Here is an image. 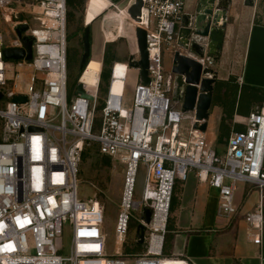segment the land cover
I'll return each mask as SVG.
<instances>
[{
  "label": "built area",
  "instance_id": "built-area-1",
  "mask_svg": "<svg viewBox=\"0 0 264 264\" xmlns=\"http://www.w3.org/2000/svg\"><path fill=\"white\" fill-rule=\"evenodd\" d=\"M108 1L104 14L109 18L112 9L129 17L127 11L135 2L129 0L119 10L114 0ZM142 3L149 20L145 30L149 82L139 81L127 99L125 83L131 69L124 64L126 72L120 77L113 63L98 126L101 68L96 83H80V74L76 88L68 86L65 0H0V22L8 24L5 31L10 37L4 41L0 32V264H191L164 252L174 187L190 173L199 184L218 191L216 217L223 221L238 214L239 184L258 192L256 208L245 214L244 221L249 242L262 247L264 103L247 116L245 129L231 133L224 151L217 153L206 133L193 129L195 113H183L180 93L174 95L177 78L163 69V49L177 50L185 0ZM23 14L38 25L20 20ZM141 21L134 30L143 25V17ZM22 25L28 29L18 36ZM25 38L32 41L31 60H5L4 50H25ZM133 39L137 53L135 35ZM106 43L104 38V48ZM199 45L207 50L206 44ZM198 62L210 68L212 59ZM113 80L123 81L120 94L112 93ZM77 85L91 99L78 94ZM18 96L25 102H14ZM184 121L190 123L187 131L182 128ZM90 143L123 167L114 227L116 250L110 255L103 231L104 208L95 198L82 200L78 195L80 164ZM140 171L144 181L137 197ZM145 211L150 213L148 224ZM140 225L142 245L136 238ZM65 226L70 246L63 256L55 242L62 239ZM130 229H134L132 253L123 254ZM133 247L143 250L135 253Z\"/></svg>",
  "mask_w": 264,
  "mask_h": 264
},
{
  "label": "crops",
  "instance_id": "crops-1",
  "mask_svg": "<svg viewBox=\"0 0 264 264\" xmlns=\"http://www.w3.org/2000/svg\"><path fill=\"white\" fill-rule=\"evenodd\" d=\"M197 1L185 0V14L193 13ZM253 2V7H246L244 0L230 1L222 49L210 65L216 77L205 133L217 153L223 151L229 136L220 138L219 131L228 130L223 124H235L243 114L239 113L234 95L240 89L254 91L260 97L258 105L264 103V0ZM93 24L95 21L90 25L85 23V26ZM103 50L104 46L100 60ZM173 53L163 49L166 72L171 71ZM132 71L128 84L131 94L139 82L138 72ZM182 128L187 131L190 123L184 121ZM176 184L173 191L175 204L170 211V221L173 219L174 222L172 226L168 223L165 237V246L168 236H172L173 241L170 248L165 250L164 246L167 256L182 257L191 264H264V235L261 248L253 245L247 237L248 227L244 221L245 214L253 212L258 203L259 194L255 189L243 184L237 186L238 214L228 222L216 217V189L199 184L192 173L185 182ZM262 204L264 212V198ZM176 239H181L183 250L175 249Z\"/></svg>",
  "mask_w": 264,
  "mask_h": 264
},
{
  "label": "rangeland",
  "instance_id": "rangeland-1",
  "mask_svg": "<svg viewBox=\"0 0 264 264\" xmlns=\"http://www.w3.org/2000/svg\"><path fill=\"white\" fill-rule=\"evenodd\" d=\"M68 1V4H67ZM129 0H114L115 6L119 10L125 7ZM114 9L110 10L111 12ZM101 0H65V25H66V74L68 80V86L70 88H76V80L81 72L80 59L82 55V41L81 37L85 27V23L90 25V56L89 61L86 63V69L84 70L81 81L82 83L88 82L93 76L97 75V72L91 73V69L97 70L101 68V81L97 94V108L98 113L96 117L97 125L100 122V109L104 103L108 84L110 81L111 66L113 63L126 64L128 57L134 55L135 59L138 58V54L135 52L134 27L135 25L129 20L113 17L116 14L114 10L113 15L109 18L107 14H104ZM110 15V14H109ZM20 20L26 19L32 25L36 27L38 22L30 19L23 14L20 16ZM105 22V24H103ZM8 24L0 22V32L3 34L4 41L10 39L6 34ZM120 28V29H119ZM111 32L113 35V42L106 43L104 48V55L106 58V64L100 61L101 50L104 43L105 33ZM163 69H165L164 56L162 55ZM88 69V70H87ZM87 71V72H86ZM132 70H129L126 80V98L131 97L130 89L128 87L129 79ZM102 75H105L102 78ZM228 97L227 91H225ZM75 95V93L73 92ZM226 96V95H225ZM224 96V97H225ZM235 102L239 113H243L239 116V119L235 124L225 123L224 127H228L225 132L219 131L220 138H225L228 134L239 132L245 129L247 116L262 105H258L259 96L254 91H247L246 89H240L235 94ZM226 99V97H225ZM263 104V103H262ZM248 113V115L246 114ZM99 126V125H98ZM226 127V128H227ZM98 129V127H97ZM224 151V149H223ZM222 151V152H223ZM221 152V153H222ZM122 174L123 167L118 162L107 159L98 152V146L95 143H90L85 147L82 161L80 164L79 183H78V195L82 200H88L95 198L96 201L104 208L103 219V231L106 235V253L112 254L116 250L114 244V227L116 216L118 213V204L120 197V190L122 186ZM144 181V173L140 171L137 177L136 184V196L138 197L142 191ZM180 183L176 184L178 187ZM176 190V189H175ZM176 193V192H175ZM171 222V223H170ZM174 220L169 216V224L173 225ZM170 226V227H171ZM134 229H130L125 243L121 248L123 254L132 253L130 247L134 243ZM172 236L167 237L165 250L171 247ZM56 246L61 249V254L66 256L68 254L70 246V232L68 226L64 228V235L62 239L55 242ZM134 249V247H133ZM175 249L183 250L181 239H176ZM143 249L133 250V252H141ZM83 264H94L91 262H84ZM97 264V263H95Z\"/></svg>",
  "mask_w": 264,
  "mask_h": 264
},
{
  "label": "water",
  "instance_id": "water-1",
  "mask_svg": "<svg viewBox=\"0 0 264 264\" xmlns=\"http://www.w3.org/2000/svg\"><path fill=\"white\" fill-rule=\"evenodd\" d=\"M231 0H198L193 13L185 14L182 18L181 26L177 33V50L173 53L171 73L177 78V89L174 95H178L183 113L194 112L195 123L193 129L205 132L209 118V110L212 105L213 84L215 73L209 67L203 68L198 60H205L206 57H214L221 51L224 39V29L226 22V11ZM253 0H244V6L253 7ZM142 0H135L128 9L129 18L140 24L143 17V25L134 30L136 40V50L138 58L129 56L127 60L128 68L135 70L139 74V81L142 85L149 82L147 76L148 52L146 45V29L148 28V16L142 11ZM28 27L22 25L17 29L18 36L27 31ZM82 55L80 59V69L83 70L90 56V27L85 26L81 37ZM200 44H206L207 50ZM25 50H4L3 56L7 61H19L32 58V41L30 38L23 39ZM77 93L82 97L91 99L82 91V86L77 85ZM16 103L25 102V98L18 96L13 98ZM144 222L148 224L150 213L145 211ZM144 227L138 226L136 238L138 245L143 243Z\"/></svg>",
  "mask_w": 264,
  "mask_h": 264
},
{
  "label": "bare ground",
  "instance_id": "bare-ground-1",
  "mask_svg": "<svg viewBox=\"0 0 264 264\" xmlns=\"http://www.w3.org/2000/svg\"><path fill=\"white\" fill-rule=\"evenodd\" d=\"M101 3H102L103 12L105 13L106 10L108 9V7L110 6V2L108 0H101ZM113 13H115V12L109 11V14H112L113 15ZM113 17H116L117 20L120 19L121 21H123V20H129V21H131L136 26L135 22L132 21L129 17H127V15L123 16L122 14H118L116 12V14L113 15ZM37 35H40V34L37 33ZM105 38L107 39L108 43L113 42V40H112L113 35H112L111 32H106L105 33ZM39 39H41L40 36H39ZM95 71L98 73L100 71V68L97 69V70H95ZM125 72H126V67L124 66V64H122V63H116L115 74L117 76L122 77L125 74ZM81 76L82 75H80V77H79L80 83H82ZM94 83H96V76H93L88 82H86V84H89V85H92ZM123 87H124V83L121 80H113L112 83H111V86H110V88L112 90V93H115V94H120L121 91H122V89H123Z\"/></svg>",
  "mask_w": 264,
  "mask_h": 264
},
{
  "label": "trees",
  "instance_id": "trees-1",
  "mask_svg": "<svg viewBox=\"0 0 264 264\" xmlns=\"http://www.w3.org/2000/svg\"><path fill=\"white\" fill-rule=\"evenodd\" d=\"M67 4H68V1H67ZM103 12V11H102ZM115 18V17H114ZM84 31V30H83ZM106 58H105V56H103V63L104 64H106ZM117 63V62H116ZM87 67L85 66L84 68H83V70H81V72H80V74L82 75L83 74V72H84V70L86 69ZM79 74V75H80ZM104 76L105 75H102V78H104ZM105 157V156H104ZM107 159H110V158H108V157H106ZM174 204H175V198L173 197L172 198V203H171V209H170V211L172 212L173 211V207H174ZM141 247H135V249L134 250H137V249H140Z\"/></svg>",
  "mask_w": 264,
  "mask_h": 264
}]
</instances>
